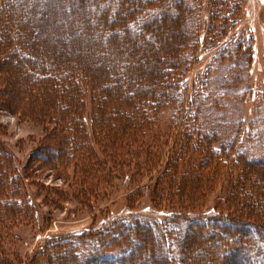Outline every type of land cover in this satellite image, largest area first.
Segmentation results:
<instances>
[{
	"label": "trees",
	"instance_id": "trees-1",
	"mask_svg": "<svg viewBox=\"0 0 264 264\" xmlns=\"http://www.w3.org/2000/svg\"><path fill=\"white\" fill-rule=\"evenodd\" d=\"M14 1L0 0V66L6 69L0 77V91L15 86L14 99L10 96L5 101L10 102L7 107L14 106L13 112L55 125L46 134L52 152L42 156L51 167L80 156V180L86 185L82 198L92 194L89 183L102 179L97 175L100 163L93 154L85 129L83 112L87 91L94 112L93 139L104 145L103 151L107 150L114 158L111 162L116 163L105 166L106 169L119 167L122 170L132 160L137 170L149 171L156 167L159 155L164 152L145 153L141 161L133 146L156 124L159 107L175 105L174 125L178 136L170 142L167 151L170 166L161 172L151 192L156 206L165 192L178 195L183 205L192 203L196 192H202L204 183H209L192 161L193 152L201 151L205 160L211 159V171L222 163L229 164L233 170L239 168V174L228 182L225 203L234 210L231 212L228 208L225 217H184L176 221L179 216L169 213L161 222L140 218L127 223L118 221L114 227L93 236L96 243L93 250L83 251L80 257L85 259V264H146L141 258L135 259L140 252L151 259L154 257L156 263L153 264H264V202L258 201H264V185H260L264 172L254 168V164L264 166V157L259 156L264 152L260 148L263 146L256 142L250 130L244 133L249 143H245L246 138L244 143L240 141L241 119L232 122L233 130L221 131L217 127L221 120L209 112L211 103L218 109L217 104L223 100L218 91L211 88L213 79L222 78L214 77L217 65L227 63L221 76L223 82L235 87L251 65L252 35L232 38L228 35L237 27L241 16L239 0H88L93 17L90 21L88 15L85 16L88 7L84 8L82 1L76 0L80 8L74 13L75 21L81 26L74 31L80 41L67 47L58 41L42 39L38 43L40 30L33 26L30 13L23 12L25 0L12 3ZM65 2L62 13L66 15L70 9L68 0H61L60 6ZM96 3H110L111 10L115 4L119 5L113 15L119 11L120 16L108 17V10L99 11ZM171 17L182 20L179 27L185 32L180 42L170 37L167 27L172 23L169 22ZM38 18L45 26L48 19ZM171 25L174 28V24ZM175 27L177 29L178 25ZM117 29L121 31L118 36ZM160 31L168 35L171 42L167 43L168 37H163L156 50L152 46L156 42L152 34ZM137 38L143 42H138ZM96 43H103L105 49L99 50ZM200 47L207 50L216 47L217 51L211 58L206 79L200 83L202 86L189 90L187 77ZM168 48L170 50L166 51ZM160 49L161 54L157 53ZM162 50L167 52L168 61L161 58ZM120 55L123 58L118 60ZM144 73L149 75L147 79L153 82V87H140ZM112 79H116L115 84L110 82ZM245 91H242L243 96ZM185 102L191 104L186 112ZM254 122L252 119L251 124ZM256 131L260 136L262 131ZM195 134L198 135L195 137ZM123 154L132 158H125ZM9 157L0 150V227L4 220L24 219V212L30 215V203L18 202L20 195L13 188L17 175L15 169L12 173L9 170ZM8 195L9 202L5 198ZM165 201L171 202V197ZM119 241L123 243L120 245ZM203 245H208L206 250H200ZM76 246L73 239L58 237L36 254L32 263L53 264V258L61 254L63 247H68V253L73 255ZM194 248L199 249V255L190 259Z\"/></svg>",
	"mask_w": 264,
	"mask_h": 264
},
{
	"label": "rangeland",
	"instance_id": "rangeland-1",
	"mask_svg": "<svg viewBox=\"0 0 264 264\" xmlns=\"http://www.w3.org/2000/svg\"><path fill=\"white\" fill-rule=\"evenodd\" d=\"M16 1L20 2L22 0H15L12 3ZM81 1L84 8L87 6L89 9H86L87 13L85 16L88 15V20L90 21L93 18L92 12H90L91 4H89L88 0ZM86 1L87 4L85 3ZM66 2L62 7L60 6L61 0L24 1L23 12L25 15L30 13V17L33 19V26L38 27L40 30L37 37L38 43L42 39L49 40L52 43L58 41V44L63 43L67 47L69 44L73 45L76 40L80 41V38L77 39V36H75L76 31H74L76 27L78 29L81 26L80 22L76 23L74 14L79 12L78 9L80 7L76 6V0H68L70 9L69 13L65 15L62 12L67 4ZM239 2L241 16L236 25L237 27L229 31L228 35L231 38L242 34L252 35L254 44L251 65L248 67L243 80L236 87L234 85L231 86L229 82H223L221 73L225 71L228 66L227 63L221 62L217 65L214 77L220 76L222 78L213 79L214 82L212 81L211 88L214 91L217 90L223 100L221 104H217L220 105L218 109L211 103L209 112L213 117L221 120L217 124L221 131L233 130L232 122L241 119L240 132L243 133L240 135V141L245 142L244 139L247 136L244 133L250 130L252 137L256 138V142L258 141L259 144H262L260 146L263 147L260 148L264 151V0H239ZM109 4H97V9L99 11L108 10L110 14L108 17L120 16L118 15L119 11L113 15V10L116 7L119 9V5L115 4L116 7L111 10L112 7L108 8ZM205 14L204 12L202 13L204 17ZM39 16L42 19H48L45 26L39 22L40 18L37 20ZM170 19L169 22L174 24V28L171 25L172 23L167 27L171 32L170 37L174 41L180 42L185 32L184 29L182 30L179 27L182 20L178 19V17H171ZM162 23L165 24L166 22L162 21ZM176 24L178 25L177 29L175 27ZM117 31L118 36L121 31L118 29ZM163 34L162 31L152 34L156 42L151 44L155 49L157 45L159 47L160 40L163 37H168V35ZM170 37L166 38L167 43L171 42ZM148 39L150 40L151 38ZM137 41L143 42V40L138 38ZM117 42L121 44L120 40H117ZM58 44H54V46L58 47ZM96 46L99 50L105 49L103 43H96ZM203 47L198 49L197 59L187 77L189 90L202 86L200 83L206 79V74L212 62L211 58L217 51L216 47H213L212 50L203 49ZM176 49L178 50V48ZM169 50L168 48L166 51ZM162 52L164 53L161 58L168 61L167 52L165 53L164 50ZM157 53L161 54V49ZM122 58V55L118 56V60ZM5 71L6 69L0 66V77L3 76ZM145 74L142 75L139 81L141 83L140 87L145 89L153 87V82L147 79L149 75ZM110 82L115 84L116 79H112ZM128 87L132 86L128 85ZM6 88L8 90L0 91V150L10 156V172L12 173L13 169H15L17 181L14 180L13 184L15 186L13 185V188H16L17 193L20 195V201L18 200V202H28L31 206L28 208L30 215L24 212V219L10 218L9 221H3L0 227V260H2L0 264H33V257L42 252L41 250L51 240L61 236L73 239L77 245L76 250L71 253L73 255H70L68 247H63L61 254L55 256L52 263L85 264V259L80 257L83 251L93 250L92 246L96 245L93 236L100 230L114 227L118 221L127 223L133 218H140L161 222L169 213L179 216L176 221L184 217L185 219L223 218L227 215V212L229 213L228 208H230L231 212L234 210L231 205L229 206L225 203V198L228 192L227 188H229L228 182L239 174V168L233 170L232 167L228 166L229 164L223 165L222 163L218 165L217 170L211 171L213 166L211 159L205 160V156L201 151L198 153L193 152L191 159L198 166V169L203 172L202 176L209 183H204L202 192H196V200L183 205V203H180L178 195L173 193L171 196L165 192L161 194L163 200L157 206L152 202L151 192L154 190V185H156V179H158L165 167L170 166L167 163V157H169L167 151H169L171 146L170 142L175 140L176 135L178 136V128L174 125L176 116L174 104L170 107H159L158 112L160 115L156 124L146 134L139 137V141H136L133 146L141 161H144L145 153L152 154L157 152L159 155L161 151L164 152L165 154L159 155L156 167L149 171H144V169L137 170L135 162L132 160L127 167H122V170H119V167L117 170L113 168L106 169L105 166L115 165L116 163L111 162L114 158H111L112 156L107 150L103 151L104 145L93 139V104L89 91L85 92V111L83 112L85 129L93 148V154L96 155L100 163L97 168L99 172L97 175L102 179L89 183L92 187V194L85 196L86 199H84L82 196H84V186L86 185L80 180V156L60 163L55 168L51 167L47 163V159L42 158V156L50 155L49 153L52 152L48 148L51 144L46 134L55 125L52 122L27 118L13 112L14 106L7 107L10 102L5 103V101H8L11 98L10 96L14 99L16 89L13 85ZM245 89L243 96L242 91ZM207 91H209L208 88ZM188 94H191V92L188 91ZM186 104L185 112L191 106V104L185 102L184 105L186 106ZM252 119L255 122L251 124ZM259 129L262 131L260 136L256 134V130L259 131ZM197 135L195 134V137ZM245 143H249L247 138ZM243 147L242 149H244ZM251 153L255 154V152ZM130 155L123 154L122 156L129 157ZM131 156L130 158L133 157ZM259 156L264 157V152ZM120 160L118 159L119 162ZM254 166L256 170L264 172V166L259 164H254ZM260 185H264V179L260 181ZM170 197L172 201L166 202L165 199L167 200ZM5 198L9 202L11 197L8 195ZM258 201L260 203L264 202L262 199ZM20 212L17 210V213L20 214ZM131 238H133L132 235L130 240ZM122 241H119L118 244L121 245ZM207 246L203 245L200 250H206ZM198 251L199 249L194 248L190 254V259L198 256ZM140 258L147 261L146 264L149 261L152 264L156 263L154 262V257L151 259L144 252H140L135 256V259Z\"/></svg>",
	"mask_w": 264,
	"mask_h": 264
}]
</instances>
